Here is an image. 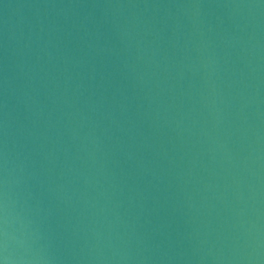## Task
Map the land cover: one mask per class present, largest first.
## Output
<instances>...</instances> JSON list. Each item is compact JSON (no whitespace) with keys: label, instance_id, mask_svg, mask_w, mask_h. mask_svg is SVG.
Listing matches in <instances>:
<instances>
[{"label":"water","instance_id":"obj_1","mask_svg":"<svg viewBox=\"0 0 264 264\" xmlns=\"http://www.w3.org/2000/svg\"><path fill=\"white\" fill-rule=\"evenodd\" d=\"M0 264H264V0H0Z\"/></svg>","mask_w":264,"mask_h":264}]
</instances>
